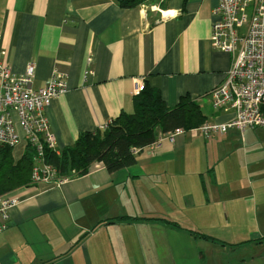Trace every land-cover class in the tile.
Masks as SVG:
<instances>
[{
  "label": "crops",
  "instance_id": "0c3cea01",
  "mask_svg": "<svg viewBox=\"0 0 264 264\" xmlns=\"http://www.w3.org/2000/svg\"><path fill=\"white\" fill-rule=\"evenodd\" d=\"M216 4L0 0V49L13 79L36 65L32 89L67 76L46 112L60 151L133 113L138 86L169 108L189 96L206 123H226L234 112H216L211 99L232 64L211 42ZM197 129L117 172L95 163L87 175L10 192L20 204L0 234V264H264V129L210 138ZM26 150L22 139L15 161Z\"/></svg>",
  "mask_w": 264,
  "mask_h": 264
},
{
  "label": "built area",
  "instance_id": "2783aa9c",
  "mask_svg": "<svg viewBox=\"0 0 264 264\" xmlns=\"http://www.w3.org/2000/svg\"><path fill=\"white\" fill-rule=\"evenodd\" d=\"M212 13L215 18L212 45L232 56L224 81L211 93L212 106L216 112L233 111L234 118L226 123H206L197 130L210 138L234 129H264V0H217ZM3 58L4 52L0 49V146L14 148L23 139L27 147L31 145L35 149L32 171L35 184H60L69 180L57 179L55 169L44 158V147L58 154L61 152L50 131L46 112L54 100L67 93V76L54 72L45 86L32 89L30 85L36 65L30 63L23 75L13 79ZM142 90L138 86V92ZM110 123L99 129L105 130ZM18 128L22 130L23 137ZM182 133L184 129L160 135L152 146L165 138L173 141L174 136ZM138 152L135 151L136 154ZM19 204L20 198L12 194L0 196V234L9 229L11 211Z\"/></svg>",
  "mask_w": 264,
  "mask_h": 264
},
{
  "label": "trees",
  "instance_id": "16d2710c",
  "mask_svg": "<svg viewBox=\"0 0 264 264\" xmlns=\"http://www.w3.org/2000/svg\"><path fill=\"white\" fill-rule=\"evenodd\" d=\"M116 1L121 8L133 9L150 0ZM205 120L199 103L189 96L182 97L176 107L169 108L160 92L146 85L134 99L133 113H122L105 130L80 134L73 146L59 154L44 147V158L55 169L57 179L87 175L95 163H103L110 173H114L135 165L137 155L155 144L160 135L178 129H197L206 123ZM136 150H139L137 154ZM35 156V149L28 145L23 157L15 161L13 148L0 146V196L21 187L37 185L32 181ZM192 233L218 241L200 232Z\"/></svg>",
  "mask_w": 264,
  "mask_h": 264
},
{
  "label": "bare ground",
  "instance_id": "6f19581e",
  "mask_svg": "<svg viewBox=\"0 0 264 264\" xmlns=\"http://www.w3.org/2000/svg\"><path fill=\"white\" fill-rule=\"evenodd\" d=\"M168 15H169V13H168Z\"/></svg>",
  "mask_w": 264,
  "mask_h": 264
}]
</instances>
